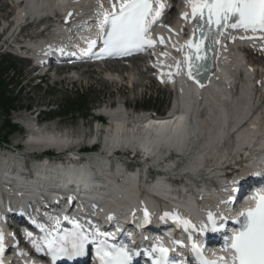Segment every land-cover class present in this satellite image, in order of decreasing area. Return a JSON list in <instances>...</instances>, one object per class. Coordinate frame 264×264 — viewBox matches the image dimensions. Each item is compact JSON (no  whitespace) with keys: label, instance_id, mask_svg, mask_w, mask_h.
Listing matches in <instances>:
<instances>
[{"label":"snow or ice","instance_id":"obj_1","mask_svg":"<svg viewBox=\"0 0 264 264\" xmlns=\"http://www.w3.org/2000/svg\"><path fill=\"white\" fill-rule=\"evenodd\" d=\"M96 3L99 36L96 39L81 37L87 44L86 49H80L81 56L97 58L127 56L154 45L155 41L150 38V32L167 7L162 0H108L111 11L104 9L101 0H96ZM187 3L191 8V17L195 26L193 38L186 41L188 54L182 62H177L175 75H181V64H186L185 74L188 80L203 87L200 78L208 70L209 53H215L225 29L264 33V0H187ZM187 16V13L182 14L184 19H187ZM98 43L102 45L99 52H93ZM212 59H215V55ZM172 75L169 73L170 80ZM250 198L254 201V205H249L240 211L236 220L240 227L234 231L230 242L226 241L222 249L226 255L209 260L204 257L203 250L193 244V251L197 253L200 264H264V193L256 192ZM228 202L230 201H224V203ZM169 215L171 214L164 213L162 219ZM144 216L147 220L146 210ZM64 219L69 218L64 217ZM108 219L111 220L113 217L109 215ZM173 219L177 221L178 226L182 224L185 231L197 227L190 220L179 216H173ZM226 220L227 217L222 214L218 217V214L208 212L207 223H202L198 230L217 232L224 227ZM69 222L72 224L69 229L57 227L48 231L40 226L41 231L46 234L41 238L42 242L32 241L36 251L39 253L46 248L47 254L55 262L59 258L72 260L84 256L89 246L95 245L98 264H131L135 253L127 245L110 244L106 233H100L98 229L89 231L74 220ZM56 224L59 225V220ZM28 235L31 237V233ZM158 251L160 255L154 264H177L176 261L169 259L166 248L160 247ZM3 252L4 234L0 231V256ZM0 264H3L2 260Z\"/></svg>","mask_w":264,"mask_h":264},{"label":"bare ground","instance_id":"obj_2","mask_svg":"<svg viewBox=\"0 0 264 264\" xmlns=\"http://www.w3.org/2000/svg\"><path fill=\"white\" fill-rule=\"evenodd\" d=\"M29 1L30 0H26L25 7L21 14L22 17L26 14L34 13V11L28 7ZM62 5H64V3L61 1L60 5H57V8L62 9V7H60ZM66 5L72 9L75 4L69 1ZM26 46L28 50L36 51L39 48L41 49L42 45L39 43L28 42L26 43ZM260 62L264 71V60H261ZM168 64V62L162 60H160L159 63L160 67H166ZM215 76L217 77L218 75ZM181 89H183V93L180 94L178 100H174V109L172 110V112H178L179 119L178 122L173 124L171 127L166 125L167 123H161L163 126L157 124L155 126L158 127H155L150 125V122L143 126V124H145L142 119L143 117L138 116V114L133 116L132 119L134 120H131L132 122L128 121L125 116L126 113L122 111L120 107L114 111L104 109L99 111L98 114L109 117L112 123L111 127L107 129L108 131L104 137L105 147L114 148L136 144L142 146L144 150L150 151L152 150L151 148L153 145L160 148L164 141L172 142V145H175L179 150V156L176 157L175 160L169 161H162L164 159L159 158L157 159L159 160L157 163L162 164L163 170L166 172L182 176L188 186H193L196 180L202 179L203 177H215V175L222 172L231 157V150L229 151V147L227 146L229 140H224L227 139L230 130L228 126L225 125L229 121L231 122L233 120L232 128L238 126L241 121L247 117V114L250 112V108H248L247 104L243 100L248 98L246 92L247 88L245 86L241 91L240 97L235 99V101H230L229 103H224L225 96L222 95V93L219 92L221 94L220 95L219 93L208 91L203 103V107L206 108V110L201 113L197 110L200 106V102L190 104L191 99L190 102H188V90L183 87ZM183 108L187 111L192 109L194 114L193 126L189 132L183 131ZM170 118L171 117L164 118L162 121H167ZM151 119L154 120L153 117H151ZM19 120L22 121L27 128H31L32 121L30 119L19 118ZM156 121L158 120L153 122ZM171 128H173L176 133L179 132V130L182 132L180 136L176 137V139L172 137L174 140L163 136V130ZM261 128H264V124L262 123L259 124V127L257 126L251 133L237 131L235 134V149L244 150L245 148L250 147V151H253L254 149L260 150L264 148V130ZM149 130L151 132H149ZM145 132L149 133L144 135ZM150 135H153V137ZM66 139V136L55 135L54 132L49 129H42L38 133H30V142L36 147H60ZM254 140L255 142L253 143ZM150 153L153 154V151ZM260 156H264V152L258 153L257 157ZM98 163L100 164L99 167L103 166L106 163V158L100 157ZM115 172L119 174L117 168ZM107 176V180L110 182L111 176ZM133 177H127V179H124L122 183L123 186L105 188L104 192L107 195L114 196L113 201H115L114 203H117L118 208L128 207L135 200L134 195H132L136 185ZM188 186L175 187L172 188V191L170 192V190L167 189L162 182L158 181L154 184V186L147 188V195L140 196V193L138 195L136 194V196L151 204L153 208H155L157 204L151 196H157L167 202H170V206L183 207V203H186V205H188L191 209L195 211L200 210V207L192 201L190 191L192 186ZM187 192L189 193L187 194ZM179 194L182 196L180 198V203H173V201L169 200L171 197H176ZM83 197L96 198L91 201L84 199L86 202H97L102 196L100 191L90 190V193L88 192L87 194H83Z\"/></svg>","mask_w":264,"mask_h":264},{"label":"rangeland","instance_id":"obj_3","mask_svg":"<svg viewBox=\"0 0 264 264\" xmlns=\"http://www.w3.org/2000/svg\"><path fill=\"white\" fill-rule=\"evenodd\" d=\"M2 0H0V3ZM4 5L8 6V1L3 0ZM8 13H12V10L7 7L0 13V17L6 16ZM4 52L1 51L0 60ZM7 58V57H6ZM18 71L21 73V78L18 80L21 84L20 96L23 105L29 107H39L42 108L45 105H62L63 101L67 98H75L76 92L85 93L89 92L90 98L92 100L99 99L92 110L87 114L88 118H82V114H79L77 119H61L59 120L58 128L61 131L72 132L76 135L89 134L91 131V125L93 118L91 117V112L103 107L105 105H114L116 101H113L111 94H120L122 98L126 100L130 111H139L136 109L138 104L141 102H150L152 109L149 111L153 113H165L167 107H169L168 98L164 93L152 88L151 83L145 79L143 76H138V72L134 69L131 71H126V77H131L132 82H135L133 90L124 89L121 84H115L106 82L102 77H104L103 70L101 68L95 69L77 67L78 69L71 75L64 74L59 80L61 82L54 87L52 86V81H49L43 88L36 89L33 84L32 77L28 75L26 71V63L19 61L18 59H10ZM139 65L135 62L133 66ZM112 80V78H111ZM23 92V93H22ZM48 110V108H45ZM142 111V110H141ZM153 112V113H152ZM17 115L12 114L11 120L14 121V117ZM82 119V120H81ZM18 139V140H17ZM11 142L19 141L18 136L12 135L10 138Z\"/></svg>","mask_w":264,"mask_h":264},{"label":"trees","instance_id":"obj_4","mask_svg":"<svg viewBox=\"0 0 264 264\" xmlns=\"http://www.w3.org/2000/svg\"><path fill=\"white\" fill-rule=\"evenodd\" d=\"M15 66L8 60L0 61V139L7 143L8 137L16 131L15 126L11 125L8 116L10 112L22 107L20 98L15 95V90L19 83L13 80L15 75ZM18 75V74H17ZM89 94H77L75 99L66 100L62 106L61 115L65 117L73 116L77 113L87 114L89 110ZM148 103H143L140 108L149 109Z\"/></svg>","mask_w":264,"mask_h":264}]
</instances>
